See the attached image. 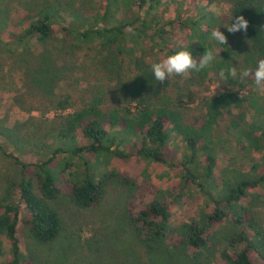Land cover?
I'll list each match as a JSON object with an SVG mask.
<instances>
[{
    "label": "trees",
    "instance_id": "16d2710c",
    "mask_svg": "<svg viewBox=\"0 0 264 264\" xmlns=\"http://www.w3.org/2000/svg\"><path fill=\"white\" fill-rule=\"evenodd\" d=\"M232 16H243L249 22L246 32L227 31ZM215 29L227 37L225 45L212 38ZM34 45L58 48L37 55L31 51ZM144 45L147 51L142 50ZM0 46L15 56L12 63L23 74L24 83H32L31 89L42 92L27 112L45 108L65 113L76 106L72 92L58 95L53 90L58 79L65 82L71 78L72 65L64 68L63 64L76 49L93 46L109 55L111 66L116 68L108 73L106 82L79 85L80 97H76L81 105L59 116L54 127L34 139L32 147L41 152L44 149L40 154L43 158L31 152L37 159L23 160L0 144V155L19 172L0 198V238L9 249L5 264H34L19 247V227L27 228L31 238L41 244L58 237L61 219L50 202L64 196L77 210L92 209L114 182L129 195L125 218L135 239L146 249L165 251L173 243L184 253L193 251V257L198 258L225 247L219 255L224 264H264V228L251 210L241 205L250 189L264 186V157L248 172L224 178L221 186L214 171V132L224 115H228L227 131L239 142L258 152L264 149V102L260 104L252 92H244L247 86L255 85L253 76L244 80L239 75L228 79L219 76L221 70L227 74L231 67L238 73L245 68L254 72L257 61L264 59V0L47 1L16 16L0 15ZM181 50L190 51L197 62L203 53L214 56L208 67L190 70L186 78L192 86L203 87L213 76L225 89L203 100L202 115L195 118L187 113L179 94L181 85L168 78L161 83L149 73L133 79L131 88L133 82L123 81L118 65L123 57H132L135 63L142 59L137 54L143 51L166 58ZM28 54L31 59L27 61ZM41 56L42 66L37 64ZM109 81L117 99L111 105H107ZM173 136L189 151L175 165L183 172L181 185L197 186L213 208L172 229L169 192L153 190L149 176L139 182L138 176L128 171L96 173L91 161L101 158L103 164L110 156L123 162L133 159L167 166ZM0 137L18 149L19 140L14 135L0 132ZM53 139L56 142L49 143ZM75 159L78 162L74 163ZM240 244L244 245L241 250L237 249Z\"/></svg>",
    "mask_w": 264,
    "mask_h": 264
},
{
    "label": "rangeland",
    "instance_id": "374dc122",
    "mask_svg": "<svg viewBox=\"0 0 264 264\" xmlns=\"http://www.w3.org/2000/svg\"><path fill=\"white\" fill-rule=\"evenodd\" d=\"M47 1L72 4V0H0V15L16 16L37 9L39 5ZM220 8L223 11L227 10L225 5ZM211 10L216 12L217 8L211 7ZM56 48L58 47L54 45L51 47L34 45L31 51L34 54L41 53L40 55H43L46 52L49 53L45 50L51 51ZM142 50L147 51L148 46L144 45ZM70 54L68 63L63 65H65L64 68L72 65L69 67L72 70L71 78L65 79V82L58 79L53 90L58 95L72 92L75 95L76 106L69 108L65 113L45 108L27 112L31 101L39 97L42 92L31 89L32 83H24L23 74L18 72L12 63L15 56L7 53L0 46V132L11 134L12 138L14 135L15 139L19 140L17 142L19 145L15 151L1 137L0 144L9 152H15L16 154H14L23 160L36 158L33 156L36 154L37 158L44 157L40 155L45 151L44 149L41 152L32 147L34 139L39 138L50 127H54L59 122V116L70 113L81 105V103L79 104L80 98H78L80 97L79 85L82 86L87 81L106 82L107 78L109 79L108 73L112 69H116L111 66L110 56L93 46L76 49ZM161 55L157 56L143 51L142 55L137 54V57L142 56V59L135 63L132 57H123L118 63L122 69L123 81L131 85L133 79H136L138 75L152 74V64L156 60L164 59ZM26 59L30 60L31 56L26 55ZM40 59L37 64L42 66L45 64L43 56ZM42 71L48 75L44 69ZM46 74L44 77L47 76ZM110 79L112 80V77ZM168 79H171L176 85H181L182 90L179 94L183 96L182 101L187 107V113L194 118L202 115L203 100L225 90L213 76L203 87L192 86L186 76L182 75L173 74ZM134 84L135 82L131 88L134 87ZM109 88L107 105H111L117 100L113 82L109 81ZM46 92L51 91L47 90ZM244 92L246 94L252 92L260 104L264 102V91H259L255 85L247 86ZM19 104L23 107H19ZM223 117L224 119L220 120L214 132L217 151V167L214 171L217 184L220 186L224 178L231 179L237 173L248 172L254 164L261 163L264 157V149L260 152L250 149L239 142L232 131L229 133L227 131L228 115ZM54 142H56L55 139L49 143L54 144ZM168 150L170 159L167 166L141 160L134 162L133 159L123 162L110 156L105 159L103 164L100 163L101 158L95 163L93 160L91 162L95 166L96 173L113 169L128 171L136 174L139 182L145 176H149L153 190L169 192L171 195L169 200L172 202L170 226L173 229L198 219L203 212H209L213 207L197 186L189 184L183 187L181 185L183 172L175 165L179 164L182 156L188 154L186 145L173 136L168 144ZM31 152H36V154ZM73 162L78 161L75 159ZM18 176V168L10 160L0 155V198L8 182L17 180ZM130 202L127 191L116 182L108 186L104 199L92 209L77 210L66 197L61 196L56 201L50 202L61 219V232L58 237L50 243L41 244L31 238L27 228L19 227V247L22 253L32 258L34 264H224L219 255L225 247H221L211 254H201L198 258L193 257V251L188 250L187 253H184L173 243H169L168 249L165 251L146 249L135 239L125 218V210ZM241 205L249 208L264 228V186L257 190L250 189L247 198L242 201ZM140 207L141 205L136 208L140 209ZM243 248V244L237 247L240 250ZM8 253L9 249L5 241L0 238V264H5Z\"/></svg>",
    "mask_w": 264,
    "mask_h": 264
},
{
    "label": "clouds",
    "instance_id": "9594fccd",
    "mask_svg": "<svg viewBox=\"0 0 264 264\" xmlns=\"http://www.w3.org/2000/svg\"><path fill=\"white\" fill-rule=\"evenodd\" d=\"M249 22L243 16H236L231 19L229 26L226 28L229 33H236L238 31H247ZM211 36L222 45L227 43V37L219 29L212 31ZM214 60L211 52L203 53L197 62L188 50H181L173 55H169L163 60L152 64V71L157 81L163 83L167 78L173 74L178 76H187L192 71H201L208 67ZM239 75L241 80L248 78L250 75L254 78V83L259 91H264V59H259L254 72L245 68L239 73L236 67H231L225 71L221 70L219 76L221 79H228L229 77H237Z\"/></svg>",
    "mask_w": 264,
    "mask_h": 264
}]
</instances>
